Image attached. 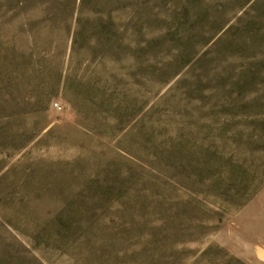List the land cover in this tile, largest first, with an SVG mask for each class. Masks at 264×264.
Segmentation results:
<instances>
[{
    "label": "rangeland",
    "instance_id": "rangeland-1",
    "mask_svg": "<svg viewBox=\"0 0 264 264\" xmlns=\"http://www.w3.org/2000/svg\"><path fill=\"white\" fill-rule=\"evenodd\" d=\"M263 185L264 0H0V264H244Z\"/></svg>",
    "mask_w": 264,
    "mask_h": 264
},
{
    "label": "crops",
    "instance_id": "crops-1",
    "mask_svg": "<svg viewBox=\"0 0 264 264\" xmlns=\"http://www.w3.org/2000/svg\"><path fill=\"white\" fill-rule=\"evenodd\" d=\"M232 239H220L244 264H264V185L224 225Z\"/></svg>",
    "mask_w": 264,
    "mask_h": 264
},
{
    "label": "built area",
    "instance_id": "built-area-1",
    "mask_svg": "<svg viewBox=\"0 0 264 264\" xmlns=\"http://www.w3.org/2000/svg\"><path fill=\"white\" fill-rule=\"evenodd\" d=\"M54 105H56V103H54ZM57 106V105H56Z\"/></svg>",
    "mask_w": 264,
    "mask_h": 264
}]
</instances>
